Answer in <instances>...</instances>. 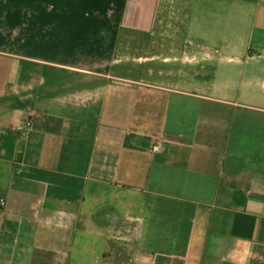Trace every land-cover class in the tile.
<instances>
[{
	"label": "crops",
	"instance_id": "obj_1",
	"mask_svg": "<svg viewBox=\"0 0 264 264\" xmlns=\"http://www.w3.org/2000/svg\"><path fill=\"white\" fill-rule=\"evenodd\" d=\"M0 264H264V0H0Z\"/></svg>",
	"mask_w": 264,
	"mask_h": 264
},
{
	"label": "built area",
	"instance_id": "obj_2",
	"mask_svg": "<svg viewBox=\"0 0 264 264\" xmlns=\"http://www.w3.org/2000/svg\"><path fill=\"white\" fill-rule=\"evenodd\" d=\"M31 126V123L29 122L28 123V127H30ZM154 149L155 150H160L161 149V146H156V147H154ZM2 203H3V201H2Z\"/></svg>",
	"mask_w": 264,
	"mask_h": 264
}]
</instances>
